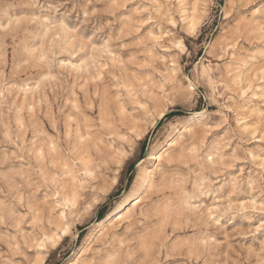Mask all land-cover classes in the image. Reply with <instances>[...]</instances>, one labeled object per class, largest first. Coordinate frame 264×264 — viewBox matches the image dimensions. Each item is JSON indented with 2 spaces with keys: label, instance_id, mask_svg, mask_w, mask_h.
<instances>
[{
  "label": "rangeland",
  "instance_id": "rangeland-1",
  "mask_svg": "<svg viewBox=\"0 0 264 264\" xmlns=\"http://www.w3.org/2000/svg\"><path fill=\"white\" fill-rule=\"evenodd\" d=\"M0 264H264V0H0Z\"/></svg>",
  "mask_w": 264,
  "mask_h": 264
},
{
  "label": "bare ground",
  "instance_id": "bare-ground-1",
  "mask_svg": "<svg viewBox=\"0 0 264 264\" xmlns=\"http://www.w3.org/2000/svg\"><path fill=\"white\" fill-rule=\"evenodd\" d=\"M173 143V142H172ZM158 156V155H157ZM159 157V156H158ZM158 159V158H157ZM148 178V177H147ZM137 200V199H136ZM138 201V200H137ZM136 201V202H137ZM135 204V202H133V204L131 205V207ZM135 206V205H134ZM130 206H128L127 208H125L122 212H119L115 215L112 216V218L108 221L107 226H111L119 221H121L123 218H125L127 216V214L130 212L131 209Z\"/></svg>",
  "mask_w": 264,
  "mask_h": 264
}]
</instances>
